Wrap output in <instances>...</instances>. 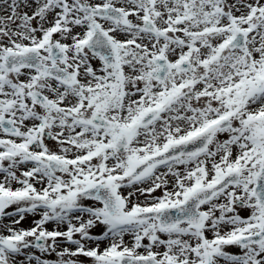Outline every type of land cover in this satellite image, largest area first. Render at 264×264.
Here are the masks:
<instances>
[{"label":"snow or ice","instance_id":"1","mask_svg":"<svg viewBox=\"0 0 264 264\" xmlns=\"http://www.w3.org/2000/svg\"><path fill=\"white\" fill-rule=\"evenodd\" d=\"M0 13V264H264V0Z\"/></svg>","mask_w":264,"mask_h":264},{"label":"rangeland","instance_id":"2","mask_svg":"<svg viewBox=\"0 0 264 264\" xmlns=\"http://www.w3.org/2000/svg\"><path fill=\"white\" fill-rule=\"evenodd\" d=\"M24 11H28L29 12V14H31V10L30 9H23ZM0 14H3V13H0ZM34 24H35V21L33 22ZM46 143H48L49 144V146L50 147H53L54 148V142H52V141H46ZM157 195H159V192L157 193ZM242 215H247V213L246 212H242L241 213ZM35 217H38V219H39V216H35ZM5 223H8V221L7 220H5L4 221ZM33 225H32V220H30V219H28V221H23V222H21V224L20 225H18V227H20V228H24V229H28V228H30V227H32ZM46 227L49 229V230H51L53 227H54V225L53 224H51V223H49V224H47L46 225ZM94 231H99V229H95ZM211 234H209V236H210ZM125 239H126V241H129L131 238L130 237H125ZM145 243H146V241H145ZM64 246H68V245H64ZM59 250V249H58ZM226 251H228V252H230V253H234V252H237L238 251V249H236L235 247H228V248H226L225 249ZM32 251H34L35 252V254L36 255H38V256H41V258L42 259H48V260H50V261H55L56 259H57V256L55 255V253H45V254H43V255H41V253H39L37 250H35V249H33ZM18 259H24V257H19ZM81 260H83L84 258L83 257H81L80 258ZM33 264H34V262H33Z\"/></svg>","mask_w":264,"mask_h":264}]
</instances>
